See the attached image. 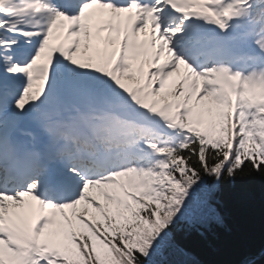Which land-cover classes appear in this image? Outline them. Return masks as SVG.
I'll use <instances>...</instances> for the list:
<instances>
[{
  "label": "snow or ice",
  "instance_id": "snow-or-ice-1",
  "mask_svg": "<svg viewBox=\"0 0 264 264\" xmlns=\"http://www.w3.org/2000/svg\"><path fill=\"white\" fill-rule=\"evenodd\" d=\"M256 178L264 0H0V264H200Z\"/></svg>",
  "mask_w": 264,
  "mask_h": 264
},
{
  "label": "trees",
  "instance_id": "trees-1",
  "mask_svg": "<svg viewBox=\"0 0 264 264\" xmlns=\"http://www.w3.org/2000/svg\"><path fill=\"white\" fill-rule=\"evenodd\" d=\"M225 224L203 237L177 234V241L200 264H241L248 259L264 264V181H238L220 195Z\"/></svg>",
  "mask_w": 264,
  "mask_h": 264
}]
</instances>
